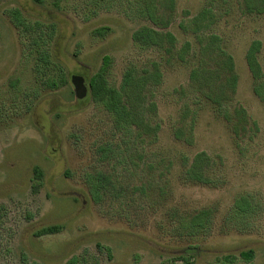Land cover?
<instances>
[{"label":"rangeland","instance_id":"374dc122","mask_svg":"<svg viewBox=\"0 0 264 264\" xmlns=\"http://www.w3.org/2000/svg\"><path fill=\"white\" fill-rule=\"evenodd\" d=\"M155 1L157 22L145 17L131 0H0V264H68L74 256L78 264H171L174 257L187 254L189 245L197 247L190 250L195 253L193 264H264V101L254 93L245 57L252 41L259 39L264 46V13L254 10L242 14L235 7L201 31L205 42L211 33L225 38L239 74L231 107L242 105L246 109L247 132L253 130L254 120L258 129L251 138L238 141L226 120L203 102L197 141L186 146L174 137V125L180 120L181 105L192 102V67L178 52L187 42L192 47L199 43L190 20L209 0ZM229 2L237 1L217 0L215 12H224ZM14 8L21 10L28 22L42 23L48 50L68 73L67 87L42 84L37 67L46 45H32L33 34L11 18ZM52 24L56 34L50 39ZM103 26L110 28L106 36L93 32ZM143 26L173 33L177 42L172 51L157 47L143 50L133 39L134 32ZM170 45L165 41L166 48ZM188 53L190 56V50ZM105 55L111 58L109 79L117 87L130 67L140 73L159 68L162 73L161 84L150 79L145 93L147 104L156 102L162 127L154 148L163 156L156 157L151 168L134 153L122 155L135 172L130 178L135 185L140 175H157L164 171V164L173 161L171 170L166 171V193L158 196L153 206L135 200L124 208L120 201L111 199V193L99 202L90 194L88 173L101 171L122 181L128 174L123 166L128 163L118 158L107 162L98 152L112 120L89 99L90 77ZM259 59L264 66V47ZM76 75L82 76L88 87L82 98L71 82ZM203 150L222 158L223 177L216 185L189 181L179 168V152L194 156ZM36 166L44 172L43 185L37 191L33 186L38 182ZM243 194L254 197L263 209L260 221L251 229L224 223L236 198ZM205 207L214 208L211 229L195 237L173 232L177 222L171 215L175 209L182 213ZM56 224L62 226L61 231L35 235L42 227ZM250 248L255 257L247 261L240 252ZM226 255L232 256L230 262Z\"/></svg>","mask_w":264,"mask_h":264},{"label":"trees","instance_id":"16d2710c","mask_svg":"<svg viewBox=\"0 0 264 264\" xmlns=\"http://www.w3.org/2000/svg\"><path fill=\"white\" fill-rule=\"evenodd\" d=\"M216 1L209 0V3L190 20L191 31L199 41V43L196 41L197 46L192 47L191 43L187 42L185 48L178 52L179 57L191 63L192 67L189 84V91L192 92V102L185 101L181 105L180 120L178 118L174 125V137L186 146L195 145L197 141L196 128L201 109L204 107L203 102H208L215 109L217 115L226 120L238 141L243 137L251 138L255 129H258L254 120L250 126L253 130L247 132L249 116L246 109L242 105L231 107L238 88L239 74L233 54L225 47V38L219 33H211L208 36V41L205 42L203 41L205 39L204 34L201 31L211 28L215 24L216 18L231 13L235 7L242 14L251 13L254 10L257 13H264V0L229 2L226 10L219 13L215 12L214 9ZM131 2L140 7L144 16L151 21L157 22L159 20L158 3L156 4L155 0H131ZM170 2L175 4V0H170ZM10 14L18 27L33 34L32 45L43 47L42 44L46 45L48 43L49 40L44 37L45 33L41 22H28L18 8L10 10ZM109 30V27L103 26L93 32L103 37L107 35ZM55 34L56 25L52 24L48 32L49 38L51 39ZM133 39L143 50L157 47L160 49L165 48L167 52H171L172 47L177 42V38L173 33L160 32L150 26H143L134 32ZM165 41L171 44L169 48H166ZM263 47L261 40H254L245 54L253 78L254 93L262 101H264V66L259 59V54ZM189 50L190 56H188ZM39 61L37 73L42 84L55 88L67 87L70 84L68 73L64 71L63 64L55 54L48 50L47 45L45 50L42 48L40 51ZM110 65L111 58L105 55L98 71L90 77L91 96L89 99L109 113L112 120L111 126L106 129L107 137L98 144L100 157L107 162L118 158L120 162L126 164L128 162L125 156H122L123 153H134L137 157L139 156L141 162L152 168L155 165L154 159L163 156L154 148L155 143L159 141L162 123L157 119L156 102L152 100L148 104L146 103L145 91L149 87L150 79L154 81L155 85L161 84L162 73L157 67H155L156 72L152 73L147 71L140 73L137 68L130 67L126 70L121 85L117 87L109 79ZM58 69L59 71H57ZM53 71H57L56 74ZM152 89H149L151 96L153 95ZM181 91H184V89H181ZM136 142L140 145H137ZM178 157L180 160L179 168L189 181L216 185L220 179L222 180L223 176H220L222 158L220 156L216 157L203 150L194 156L179 152ZM161 163L164 164V162ZM164 165V171L157 175H140V183L138 182L136 185L130 182V178L135 173L131 170V163L123 165L124 168L128 169L127 177L123 181L119 177L111 178V174H103L101 171L88 173L86 181L92 198L97 202L105 200L111 193L113 195L111 199H115L117 202L120 201L125 206L124 208L133 205L132 203L136 202L135 200L144 202V206L146 204L153 206L159 201L157 197H161L166 193L168 187L166 171L171 170L173 161H168ZM34 174L35 180L38 182L34 183L33 186L34 190L37 191L43 185L44 172L39 166H36ZM127 182L129 184H125ZM262 212L261 205L254 200V197L243 194L236 198L232 212L225 217L224 223L245 226L251 229L254 228L256 222L260 221ZM171 217L173 220L176 219L177 222L172 228L173 232L177 235L186 233L189 237L198 236L200 232L211 229L215 220L214 208L212 207L182 213L180 209H175ZM61 229L62 226L59 224L48 225L39 229L35 235H49L57 233ZM196 248V246L189 245L185 251L187 254L174 257L171 259V264H178L177 261H183L182 264H193L191 259L195 256V253L190 252V250ZM240 255L247 261H251L255 257V250L253 248L242 250ZM225 259L230 262L232 256L226 255ZM68 264H78V257H72Z\"/></svg>","mask_w":264,"mask_h":264},{"label":"water","instance_id":"95a60500","mask_svg":"<svg viewBox=\"0 0 264 264\" xmlns=\"http://www.w3.org/2000/svg\"><path fill=\"white\" fill-rule=\"evenodd\" d=\"M71 82L74 84L75 92L78 98H82L87 95L88 87L86 86L85 79L82 76H73Z\"/></svg>","mask_w":264,"mask_h":264}]
</instances>
